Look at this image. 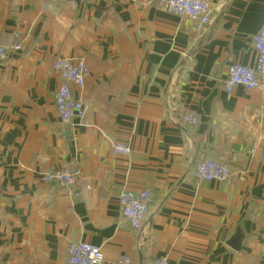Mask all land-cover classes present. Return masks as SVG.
<instances>
[{
  "label": "crops",
  "instance_id": "1",
  "mask_svg": "<svg viewBox=\"0 0 264 264\" xmlns=\"http://www.w3.org/2000/svg\"><path fill=\"white\" fill-rule=\"evenodd\" d=\"M210 2L197 27L160 0H0V264H64L72 242L98 246V264H264V92L222 88L229 64L255 60L264 0ZM57 57L88 66L72 85L83 120L60 121ZM203 158L229 178L198 182ZM58 167L74 186L42 180ZM144 189L136 230L118 199Z\"/></svg>",
  "mask_w": 264,
  "mask_h": 264
},
{
  "label": "built area",
  "instance_id": "2",
  "mask_svg": "<svg viewBox=\"0 0 264 264\" xmlns=\"http://www.w3.org/2000/svg\"><path fill=\"white\" fill-rule=\"evenodd\" d=\"M161 8L168 14L179 17H187L194 21L197 27L210 21V0H160ZM13 50H20L22 44L18 33L13 34ZM251 44L255 52V60L252 64L243 65L231 63L228 65L225 76L222 79V88L231 93L238 85L248 89H258L264 92V25L251 34ZM7 46L0 37V59L7 55ZM52 70L59 77V84L54 96V103L60 121L69 123L73 118L84 119L86 106L82 99L73 94L72 85L81 87L88 73V66L82 59H70L57 57L52 63ZM183 119L189 124H196L198 117L193 112L184 114ZM113 150L116 153L128 154L130 146L124 142H113ZM78 170L73 167L51 168L41 176L46 183H58L63 188L75 185ZM231 175L229 164L203 158L199 160L194 169V177L201 181H224ZM89 186H87L88 188ZM150 192L147 189L140 191L125 190L119 195L118 203L121 215L133 229L143 226L150 205ZM103 253L98 246L88 242H72L68 246L64 264H98L103 261ZM118 264H130L127 255L120 256ZM151 264H169L165 256H159L152 260Z\"/></svg>",
  "mask_w": 264,
  "mask_h": 264
}]
</instances>
